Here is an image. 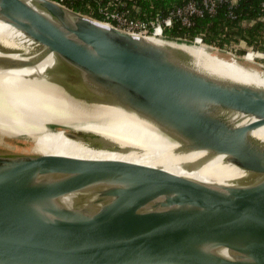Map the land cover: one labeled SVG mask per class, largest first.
<instances>
[{
	"label": "water",
	"instance_id": "1",
	"mask_svg": "<svg viewBox=\"0 0 264 264\" xmlns=\"http://www.w3.org/2000/svg\"><path fill=\"white\" fill-rule=\"evenodd\" d=\"M0 19L15 42L0 47V76L24 68L45 94L150 120L241 172L221 183L1 155L0 264H264V140L253 135L264 128V86L212 75L185 51L56 1L0 0ZM202 45L264 75V64Z\"/></svg>",
	"mask_w": 264,
	"mask_h": 264
},
{
	"label": "bare ground",
	"instance_id": "2",
	"mask_svg": "<svg viewBox=\"0 0 264 264\" xmlns=\"http://www.w3.org/2000/svg\"><path fill=\"white\" fill-rule=\"evenodd\" d=\"M146 39L165 50L189 53L197 67L212 75L264 86L263 74L214 57L200 42L191 44L161 36ZM12 46L14 28L0 19V47ZM252 56L248 54L247 59L252 60ZM25 72L19 68L0 76V156L14 153L44 164L56 160L106 161L221 183L239 178L241 172L229 168L223 155L188 149L174 134L132 113L108 106L82 108L45 94L24 79ZM253 135L264 140V128Z\"/></svg>",
	"mask_w": 264,
	"mask_h": 264
},
{
	"label": "trees",
	"instance_id": "3",
	"mask_svg": "<svg viewBox=\"0 0 264 264\" xmlns=\"http://www.w3.org/2000/svg\"><path fill=\"white\" fill-rule=\"evenodd\" d=\"M190 1L201 3L202 0H123L125 9L116 0H67L65 6L100 21L105 20L101 12L103 9L128 10L130 17L145 20L157 14L164 17L170 10ZM228 12V8L222 5L215 16L196 17L190 28H183L176 22L171 29H166L165 35L189 41L200 37L206 45L241 56H245L248 48L264 53V10L261 0H240L234 9L235 20L228 17Z\"/></svg>",
	"mask_w": 264,
	"mask_h": 264
},
{
	"label": "built area",
	"instance_id": "4",
	"mask_svg": "<svg viewBox=\"0 0 264 264\" xmlns=\"http://www.w3.org/2000/svg\"><path fill=\"white\" fill-rule=\"evenodd\" d=\"M66 1L67 0H59V3L65 5ZM239 1L240 0H202L201 3L190 1L183 6L170 10L164 17L162 14H157L154 17H150L145 20L130 17L128 10L110 11L108 9H103L101 12L105 16V20L103 22L117 27L127 33L145 37H168L165 35L166 29H171L176 22H178L183 28H190L194 25V19L196 17L215 16L218 9L222 5H225L228 8V17L231 20H235L237 16L234 9L238 5ZM116 2L121 4V6L125 9V3L123 0H116ZM261 8L264 10V0H261ZM195 41L203 43V40L200 37L196 38ZM250 53L253 55L252 61L256 58L264 60V53L256 51L252 48H248L245 57L247 58Z\"/></svg>",
	"mask_w": 264,
	"mask_h": 264
},
{
	"label": "rangeland",
	"instance_id": "5",
	"mask_svg": "<svg viewBox=\"0 0 264 264\" xmlns=\"http://www.w3.org/2000/svg\"><path fill=\"white\" fill-rule=\"evenodd\" d=\"M201 44H203V43H201ZM232 53L236 54L235 52H232ZM236 55H237V54H236ZM245 55H246V54H245ZM237 56H239V57H245V56H241V55H237ZM254 62L263 64L261 58H256V59L254 60ZM10 145H11L12 147H14L13 144H12V142L10 143Z\"/></svg>",
	"mask_w": 264,
	"mask_h": 264
}]
</instances>
